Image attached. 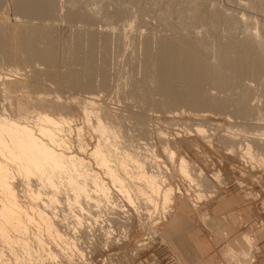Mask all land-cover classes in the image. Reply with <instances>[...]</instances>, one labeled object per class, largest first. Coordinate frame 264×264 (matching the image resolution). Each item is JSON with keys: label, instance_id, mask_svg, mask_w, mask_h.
Returning <instances> with one entry per match:
<instances>
[{"label": "rangeland", "instance_id": "1", "mask_svg": "<svg viewBox=\"0 0 264 264\" xmlns=\"http://www.w3.org/2000/svg\"><path fill=\"white\" fill-rule=\"evenodd\" d=\"M17 1L0 0V117L83 168L66 162L82 173L59 167L45 185L0 150L10 174L0 184L13 187L0 186V204L16 197L24 227L0 220V264H163L159 226L174 196L195 206L264 184V0H51L44 13ZM152 38L203 54L260 46L262 68L162 82Z\"/></svg>", "mask_w": 264, "mask_h": 264}, {"label": "bare ground", "instance_id": "2", "mask_svg": "<svg viewBox=\"0 0 264 264\" xmlns=\"http://www.w3.org/2000/svg\"><path fill=\"white\" fill-rule=\"evenodd\" d=\"M50 2H51V0H18L17 1V4H18V6L26 7V10L35 11V12H38V13L39 12L44 13L45 11H48L49 10V8H50L49 7V5H50L49 3ZM35 12H32V13H35ZM186 39H187V37H186ZM156 40L152 38V45L150 47V54H149V64H151L150 65V68L151 67L152 68L154 67L153 73L155 72L154 75L157 78V80L162 81V82L166 81V83H167V81H173V80H176V79H180V80H185V81H187L189 83L191 82V84H193L194 82H197L198 83L199 81H203V80H214L216 82L219 81V82H224L225 83L228 80L230 81L231 78H234V76H237L238 77V76L246 75V74L251 73L253 71H254V73L257 72L255 74H257V76H258L259 71H261L260 68H262L261 65H262L263 59H261L262 57L261 58L258 57L259 55L262 54V50L260 48H258L260 46H258V47L256 46L257 47L256 48L253 45L251 46L249 44V46H244L243 50L241 49L240 52H238L239 50L236 51L237 50L236 49L237 46H236V48H235L236 49L235 50L236 51V54H233V55H230L229 52L228 53H224L223 52L224 54H221L222 52L219 53L216 49H214V51H212V52H210V51L208 53L207 52H204V54H203V53H201L203 50H201V52L200 51H195V50H193L190 47L188 48L187 47L188 45L187 46H184L185 44H183V46H180L179 45L180 43H179V44H177L179 46H175V44H173L174 46H172V45H170L171 43H167V42H169L167 39H166L167 41L165 42V41H163L162 38H161L162 41L159 39V41H157L156 42L157 44L155 45V41ZM189 41L190 42H193L192 39L188 40V42ZM253 44H254V42H253ZM189 46H190V44H189ZM261 46L263 48V45L262 44H261ZM212 50H213V48H212ZM206 54H208V57L206 56ZM152 68H151V71H152ZM190 102L193 105H197V106L201 105V103H200L201 101H199V100H197V101L194 100V102L193 101H190ZM262 104L264 105V103H262ZM246 110H244L243 112H245ZM43 117H46V116H43ZM1 118H4V117H0V119ZM44 120H45V118L43 119V121ZM49 120L52 122L51 118ZM62 120H64V119H62ZM62 120H61V122H62ZM262 120L264 121V119H262ZM47 123H49V121ZM53 125H56L55 122H54ZM46 127H45V129H44V131H43L42 134H45V131H46L47 134H48V136L49 135L51 136L52 133L49 130H52V129L46 130ZM41 128L42 127H40V129ZM253 138H254V140H257L256 139L257 137H253ZM253 138L249 139V142H251V141L253 142ZM37 139L38 138H35L33 136V134H32V132H31L30 129L28 130V128L22 127V125L19 126V125L16 124V122L15 123L11 122L10 119H8V120L7 119L6 120L5 119H1L0 120V150H1V153L4 152V154L7 155L9 157V159L11 158L10 161L11 160L13 161L14 160L13 158H15V159L18 160V162L20 163V165H19L20 166V169L18 171L20 173V170H21L23 176H25V174H23V172L26 173L28 175V177L30 176L28 174L30 172L31 173H34V174H37L38 176H35L37 178H39L40 176H42V177L45 176L46 177L45 178L46 180H43V183L45 185H47V183L45 181H47L48 183L52 182V176H53L52 174L53 173L55 174V172H56V174H55L56 176H60L58 174H62L60 172L57 174V171H55V170L59 169V167L61 165H63L64 163L66 164V162L67 163H70V165H75V164L77 165V163L78 164L80 163L81 168H83L82 165H81L83 163V161L82 162H79L81 160H78L77 159L78 157L77 158H74L75 156L72 157V155H65L66 157H64V155L60 154V152L56 153L55 151L52 150V148L50 149L49 147H47L49 144L46 146V144L43 141L42 142L45 145L43 143H41L40 140L38 141ZM51 139H50V141L52 143L53 141ZM53 143H56L55 142V139H54V142ZM257 143H258V140H257ZM249 147H251V146H249ZM249 149H251V148H249ZM249 149H247V150H249ZM92 153H93V155H95V156L98 157L97 160H102V162H103L104 156L102 157V152H101L100 147L97 146V148H95V150H93ZM250 154H252V153H250ZM262 154H264V153L262 152ZM7 156H6V158H8ZM67 156H69V158ZM263 158H264V156H263ZM258 159L261 160L260 157H258ZM7 160L8 159H6V161ZM16 161L14 160V163H17ZM105 161H107V157H106ZM105 161L103 163H105ZM7 162H9V161H7ZM102 162L99 161L98 163L101 164ZM3 163H1V165ZM18 164H16V165H18ZM84 164H85V162H84ZM105 164L107 165V162ZM1 165H0V178H1V181L3 180L2 178H5V180H8L6 177H8L7 174H9V172L7 173L6 169H4L5 167H2ZM101 165L104 167L103 164H101ZM66 167H63V170H65ZM73 167L70 166V168H69V166H68L69 169H67V168L66 169L69 172V170L71 168H73ZM78 167H79V165H78ZM109 167H107V168H109ZM81 168L79 167V169H81ZM17 169H18V167H17ZM74 169H75V167L73 168V170ZM61 170H62V168L60 169V171ZM63 170H62V172H63ZM109 170L108 169L106 170L107 173H108ZM71 171H72V169H71ZM74 171L75 172H78L79 170L78 171L74 170ZM112 171H114V170H111L110 172H112ZM70 172H69V174H73V172L72 173H70ZM63 173L66 175L65 171ZM78 173H82V172H78ZM34 174H32V175L34 176ZM75 174H77V173H75ZM75 174H74V177H75ZM109 174L111 175L112 173H109ZM27 175L25 176L26 178H27ZM78 175H77V177H78ZM72 176H71V178H72ZM42 177H40L39 180L42 179ZM66 177L69 178L70 176H66ZM77 177H76V179H77ZM81 177L82 176H80L78 179H80ZM114 177L115 176H113L112 178H114ZM68 178L66 179L67 181L69 180ZM118 178H119V176H118ZM54 179H55V176H54ZM76 179H75V182L77 183V180ZM71 180L74 181L73 179H71ZM115 180H116V178H115ZM1 181H0V183H1ZM147 181L148 180H146V182ZM40 182H42V181L40 180ZM96 182H98V181L96 180ZM121 182L122 181L120 179V183ZM52 183H50V184H52ZM56 183H60V179H59V181L57 179V182ZM78 183L77 184L73 183V184H75V185H73L72 182H71V184H69V186L72 185L74 188H76L75 187L76 185H78V186L80 185L83 188V185L78 184ZM3 185L6 187L7 181H6V183L4 181L2 183V186ZM152 185H153V183H152ZM152 185H151V187H152ZM0 186H1V184H0ZM52 186H54V185H52ZM52 186L50 185V187H52ZM5 187H4V189L2 188V190H6ZM7 187H9L8 188V190H9L12 186H7ZM212 187H214V186H212ZM77 188L79 189L81 187H77ZM11 189L13 190V187ZM83 190H85V189L83 188ZM77 191H79V190H77ZM5 192L7 193V191H5ZM5 192H4V194H5ZM13 192H12V195L15 194ZM8 193L6 194L8 196V198L6 196L7 199H9L10 198V195H11V194L8 195ZM11 198L12 199H9L8 201L6 199L5 200V202L7 201L6 203L5 202L4 203L2 202L0 204V220L3 219L6 222H7V220L10 221V222L13 221L14 222L13 224H15L14 226L16 228L22 229V225L20 223V219H19V216H18V211L19 210H18V207H17L18 205L16 203V201H17L16 200V197H15V199L13 197H11ZM42 215H44V214H42ZM42 218H44V217L42 216ZM3 220H2V222H3ZM46 222H47V219H46ZM1 224L4 225V223H1ZM1 224H0V234L7 236L6 233H7L8 229H6L5 226H3ZM47 224H50L49 221H48ZM5 225H7V224H5ZM7 228H9V227L7 226ZM23 229H24V227H23ZM5 230H7V231H5Z\"/></svg>", "mask_w": 264, "mask_h": 264}, {"label": "crops", "instance_id": "3", "mask_svg": "<svg viewBox=\"0 0 264 264\" xmlns=\"http://www.w3.org/2000/svg\"><path fill=\"white\" fill-rule=\"evenodd\" d=\"M258 187L195 206L174 196L159 226L163 264H264V184Z\"/></svg>", "mask_w": 264, "mask_h": 264}]
</instances>
